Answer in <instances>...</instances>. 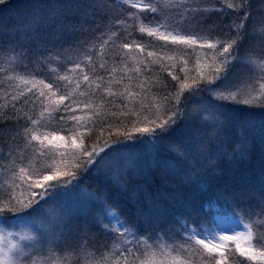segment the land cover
Segmentation results:
<instances>
[{
	"label": "snow or ice",
	"instance_id": "snow-or-ice-1",
	"mask_svg": "<svg viewBox=\"0 0 264 264\" xmlns=\"http://www.w3.org/2000/svg\"><path fill=\"white\" fill-rule=\"evenodd\" d=\"M0 264H264V0H0Z\"/></svg>",
	"mask_w": 264,
	"mask_h": 264
},
{
	"label": "rangeland",
	"instance_id": "rangeland-1",
	"mask_svg": "<svg viewBox=\"0 0 264 264\" xmlns=\"http://www.w3.org/2000/svg\"><path fill=\"white\" fill-rule=\"evenodd\" d=\"M14 2L15 3H22V0H14ZM137 38H139V37H137ZM57 67H58L57 65H51V68L52 69H55ZM44 78L46 79V82H51V79H49L47 76L44 77ZM85 183H87V184H93L94 183V179L92 177H88V179L85 181ZM100 243H102V241ZM97 246H99V243H98Z\"/></svg>",
	"mask_w": 264,
	"mask_h": 264
},
{
	"label": "trees",
	"instance_id": "trees-1",
	"mask_svg": "<svg viewBox=\"0 0 264 264\" xmlns=\"http://www.w3.org/2000/svg\"><path fill=\"white\" fill-rule=\"evenodd\" d=\"M147 38H145V40H146ZM87 184V183H86Z\"/></svg>",
	"mask_w": 264,
	"mask_h": 264
}]
</instances>
